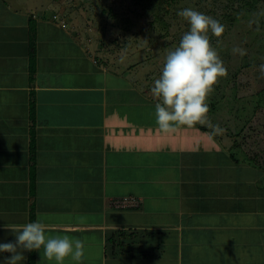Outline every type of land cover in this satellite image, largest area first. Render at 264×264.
Here are the masks:
<instances>
[{
  "label": "crops",
  "instance_id": "obj_1",
  "mask_svg": "<svg viewBox=\"0 0 264 264\" xmlns=\"http://www.w3.org/2000/svg\"><path fill=\"white\" fill-rule=\"evenodd\" d=\"M45 10L0 0V244L39 219L82 264H264V163L201 124L162 132L152 87Z\"/></svg>",
  "mask_w": 264,
  "mask_h": 264
},
{
  "label": "rangeland",
  "instance_id": "obj_2",
  "mask_svg": "<svg viewBox=\"0 0 264 264\" xmlns=\"http://www.w3.org/2000/svg\"><path fill=\"white\" fill-rule=\"evenodd\" d=\"M23 3L34 11L47 7L46 14L70 24L77 34L83 31L95 54L105 58L110 66H116L118 79L126 75V80L128 72L136 73L144 87L154 86L167 52L178 45L189 29L187 21L177 15L179 11L192 8L218 20L224 32L219 38L209 33V38L228 74L219 79L207 103L211 125H218L223 131L216 133L209 125L205 126L214 137L226 135L223 139L228 141L222 143L239 160L246 156L250 163L253 158L264 163V75L259 68L264 64V0L256 2L250 12L239 0H157L155 4L145 0H23ZM237 47L246 50V55L233 53ZM247 62L252 64L244 66Z\"/></svg>",
  "mask_w": 264,
  "mask_h": 264
},
{
  "label": "clouds",
  "instance_id": "obj_3",
  "mask_svg": "<svg viewBox=\"0 0 264 264\" xmlns=\"http://www.w3.org/2000/svg\"><path fill=\"white\" fill-rule=\"evenodd\" d=\"M189 25L178 45L167 52L160 76L151 88L155 104V121L164 133L174 132L180 126L189 128L196 124L209 125L216 133L223 130L211 125L208 118V97L213 93L220 78L227 76V69L215 48L209 33L217 38L224 32L223 25L211 16L192 8L177 13ZM219 42V41H218ZM233 53L246 55V50L233 48ZM264 75V64L259 66ZM15 242L0 244V253H10L4 264H20L23 251L43 249V259L64 264L71 258L82 264L84 241L69 235L50 237L39 219L16 229Z\"/></svg>",
  "mask_w": 264,
  "mask_h": 264
},
{
  "label": "trees",
  "instance_id": "obj_4",
  "mask_svg": "<svg viewBox=\"0 0 264 264\" xmlns=\"http://www.w3.org/2000/svg\"><path fill=\"white\" fill-rule=\"evenodd\" d=\"M239 1H240L241 5L248 7L247 10L250 12V10L255 9V3L258 2L259 0H239ZM145 2L146 3L148 2L150 4H155V3H157V0H145ZM158 2H159V0H158ZM234 20H235V18H234ZM251 64H252V62H247L246 64H244V66H250ZM263 90H261V91H263ZM200 126H201V129H206L205 125H200ZM31 143H32V145L34 143L33 137L31 139ZM27 264H35V253H34V251H31V252L28 251Z\"/></svg>",
  "mask_w": 264,
  "mask_h": 264
},
{
  "label": "built area",
  "instance_id": "obj_5",
  "mask_svg": "<svg viewBox=\"0 0 264 264\" xmlns=\"http://www.w3.org/2000/svg\"><path fill=\"white\" fill-rule=\"evenodd\" d=\"M138 203V199L131 196H126L113 200L114 206L120 208H133L138 206Z\"/></svg>",
  "mask_w": 264,
  "mask_h": 264
}]
</instances>
